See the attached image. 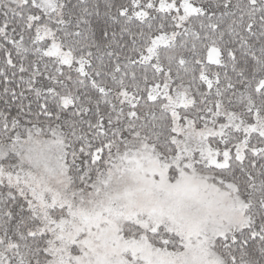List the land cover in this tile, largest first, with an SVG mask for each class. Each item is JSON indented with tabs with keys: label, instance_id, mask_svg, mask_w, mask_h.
Instances as JSON below:
<instances>
[{
	"label": "snow or ice",
	"instance_id": "1",
	"mask_svg": "<svg viewBox=\"0 0 264 264\" xmlns=\"http://www.w3.org/2000/svg\"><path fill=\"white\" fill-rule=\"evenodd\" d=\"M0 264H264V0H0Z\"/></svg>",
	"mask_w": 264,
	"mask_h": 264
}]
</instances>
